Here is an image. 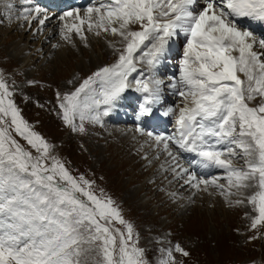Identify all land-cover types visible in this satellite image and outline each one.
Wrapping results in <instances>:
<instances>
[{
    "label": "snow or ice",
    "instance_id": "6c2138e0",
    "mask_svg": "<svg viewBox=\"0 0 264 264\" xmlns=\"http://www.w3.org/2000/svg\"><path fill=\"white\" fill-rule=\"evenodd\" d=\"M23 3L29 6L18 18L29 26L33 20L43 26L50 19L46 9L30 6L32 0ZM196 5L197 0H98L83 15L80 9L64 12L59 20L64 21L61 36L65 42H70L68 34L73 32L86 42V25L97 36L101 32L119 36L123 47L114 48L118 54L114 64L98 69L73 91L58 90L57 107L65 126L85 133L86 121L104 127L103 118L134 87L143 94L137 120L151 117L164 96V80L157 69L166 60L170 41L183 34L187 43L180 79L170 85L184 104L176 120L177 134L154 136L139 126L137 131L163 144L175 162L170 168L174 177L191 189L207 191L211 186L222 196L239 194L242 198L234 201L236 205L246 199L255 213L245 214L253 233L251 242L264 228V38L241 21L264 24V0H206L199 11L194 10ZM6 6L11 9L13 4ZM131 25H138L139 30ZM137 62L147 65L150 74L146 78L138 72ZM132 73L140 78L129 79ZM15 88V82L10 85L0 70V264H82L86 252L96 254L97 264H152L146 250L138 246L133 223L124 218L115 201L103 196V190L96 195L94 181L71 175L54 154V146L23 118L13 99ZM257 96L262 98L259 104L250 107L247 102ZM173 111L170 108L164 115ZM13 131L36 155L19 143ZM233 145L249 157L246 167H234L233 158L239 154ZM181 150L200 158L202 169H224L227 189L217 183L218 178L207 179L190 170L192 165L183 167ZM233 188L236 193L230 191ZM253 188L257 190L246 197L240 193ZM168 195L175 203L177 194ZM160 252L157 264H184L175 254L190 256L179 243Z\"/></svg>",
    "mask_w": 264,
    "mask_h": 264
},
{
    "label": "rangeland",
    "instance_id": "374dc122",
    "mask_svg": "<svg viewBox=\"0 0 264 264\" xmlns=\"http://www.w3.org/2000/svg\"><path fill=\"white\" fill-rule=\"evenodd\" d=\"M200 1L197 0V3ZM11 4H13L14 10H19L20 6L18 4L14 2H11ZM198 6L200 5L197 4L196 7ZM1 9L0 70H3L5 75L8 76L10 85H12L13 81L15 82L16 94L13 99L21 110V115L32 126L35 132L42 135L50 145L54 146V154L65 164L71 175L77 178L83 175L86 179L94 181L93 190L96 195H101V190H103V196L111 197L115 201V204L121 209L124 218L133 223L135 232L139 234L138 246L146 250V256L152 264H157L158 260L162 258L161 248H168L177 243L190 253V256L187 258L181 257L179 253L175 254L178 260H184V264H264V228H261L256 233L259 237L258 239L249 242V237L253 233L248 230L250 221L246 218L245 214L251 213L255 215V213L252 212V205L248 204L246 199L243 204H234L236 199L242 198L239 194L226 197L222 196L216 188H214L213 192H209L208 189L210 187H208L207 191L195 190L189 195L190 191H188V188L179 190L180 186H177L175 191H172V187L168 190L165 189L166 191H159L158 193H161V196L160 194L157 195L158 198L161 197L160 202L155 204L156 201L153 199L149 206L151 209H146V212L137 210L135 205L130 203L128 197L125 195V191H127L125 185L129 181L133 182L135 184L131 187V191H133L136 188L135 186L139 187L148 182L152 178L154 171V168L149 167L152 161L149 163L145 161L143 163L144 156L139 154V150H137L138 153H135L134 157L129 156L128 164H124L121 170H119V157H113L115 158L114 160L112 156L117 154L114 151L119 150V140H124L123 138L126 135L124 133L127 131H121L120 134L123 135H118L116 138H108V134L112 131V126H116V128L119 126V129L126 130L128 129V125L136 128L134 121H132V116L136 112L137 103L143 101V94L136 92L134 87L126 90L117 107L119 115L129 118V120L119 119L122 121L118 125H114L113 123L116 122L113 120L111 112L107 117L103 118L104 127L86 121L85 127L87 131L85 133H74L65 126L59 115L56 92L58 90L61 93L73 91L76 87H79L84 79H87L98 69L114 64L118 59V54L114 49H110L108 52L111 53L108 54L106 52L103 56V48L101 45L92 42L93 34L87 31V26L84 27L83 33L87 38V43L81 40L74 32L70 33V42H65L61 36L60 30L63 27H60V23L48 26L46 24L44 32L45 34H50L49 43L35 56L32 55V52H29L30 54L28 52L24 53L26 56H29L27 61L31 60L30 64L26 62L23 64L21 62L18 63L10 53L13 48L12 41L19 42V44L24 43V47H27L29 40L26 41V39H23V36L26 37L28 33L23 32V30L19 31L18 28L16 29L17 31L11 29V24L7 20L14 17L11 18L12 13L9 10H6L5 13L3 8ZM16 15H19V13H16ZM16 15L15 17H18ZM24 22L20 21L18 24L19 29H22ZM179 36L182 45H178L174 41L175 45L177 44L178 46L179 52L172 51L164 62L165 66H160L159 70H157L158 77L160 76L164 80V93H168L166 98H171V101L168 103L170 106L167 105V109H173V107L175 109L177 100H174V98L178 99L177 96L172 98L174 95L170 87L172 82L170 83V80L168 79L167 81V78H165L169 77L168 73L166 74L167 76L165 75V70L169 69L168 66L173 67V79L179 81L180 61L183 58V50L186 45V37L182 34ZM106 38H108V35ZM38 39L41 38L37 37L34 42L30 41L31 45L37 44ZM40 43L43 44L42 42ZM147 43L149 41H145V45ZM61 44L64 46L66 44L71 45L70 48L74 50L72 51V57H66V59L63 57L61 60L59 58L62 56L58 58L56 54L59 52V47L54 48L53 45L60 46ZM86 44L87 46H85ZM38 47L36 46V48ZM48 47H50L49 52L52 54L48 56L49 54L47 53L45 56L47 60H45L42 54ZM122 47L123 44L118 45L117 42H114V48ZM141 48L144 51L147 50H145L143 45ZM174 52L176 53L175 56L173 55ZM136 55L140 56L141 53L138 52ZM137 68L138 72L143 73L145 78L150 74L146 64L137 62ZM133 77L140 78L138 73H132L129 79ZM28 81H33L34 83L29 85ZM94 87L98 88L99 85H94ZM261 99V97L257 96L255 100L248 101L247 103L250 107H255ZM128 114L132 116H127ZM121 116L119 117L122 118ZM76 122L79 124L78 119ZM12 135L25 149L36 155L34 150L27 145L26 141L20 139L14 131ZM243 139L247 140L248 138L245 137ZM113 141L116 142L112 146H109ZM232 147L235 148V145ZM235 150L239 155L233 158L234 167H246L245 160L249 159V157H245L240 148H235ZM132 151H134L133 148ZM119 155L121 154L119 153ZM147 156L150 160H154L155 157L153 156L156 155L148 153ZM122 157L125 158L126 156ZM236 161L239 164H235ZM140 162L141 164H139ZM158 162L160 163L159 160ZM129 165L132 166L131 170L129 169L130 173L126 176H121L126 172ZM157 167L156 165L155 168ZM225 173L224 169L218 168L215 169V173L213 171L208 175H204V177L207 179H211L212 177L218 178L217 176L219 175L226 176ZM214 174L218 175L215 176ZM133 175H142L143 177L140 178L141 181L137 182L138 180L132 179ZM225 176L223 179L218 178L217 183H226L225 189H227ZM249 183H253V181H249ZM151 190L156 191V188L152 187ZM256 190L254 188L241 189L240 193H243V196L246 197ZM154 191L146 197L147 201L150 200ZM230 191L233 193L237 192L235 188ZM172 192L177 194L175 203L172 199L168 198V193ZM146 195L143 193V196ZM229 201L233 202V206H229ZM192 212L194 213L193 215L191 214ZM179 215H183L184 219L181 220ZM116 226L121 227L120 225ZM83 247L88 248L89 246L83 245ZM98 259L94 252H86L81 257L82 264H97Z\"/></svg>",
    "mask_w": 264,
    "mask_h": 264
},
{
    "label": "bare ground",
    "instance_id": "6f19581e",
    "mask_svg": "<svg viewBox=\"0 0 264 264\" xmlns=\"http://www.w3.org/2000/svg\"><path fill=\"white\" fill-rule=\"evenodd\" d=\"M97 1L98 0H93V5L92 6H95V4H97L96 3ZM11 2H14V3L18 4L20 6L19 7V10H14L13 7H12L11 8V11H10V9L7 8L6 5L8 3H11ZM205 3H206V0H201L200 2H198V5H202V6L201 7L200 6L195 7L194 8L195 11H199L205 5ZM37 5L40 6L41 8L46 9L49 12L50 19L47 20V21H45V24L43 26H40L37 23L36 20H33L31 22V26H29L28 22L25 21L24 22V25L22 26V29H19L18 24L20 23V21L23 22L24 20L23 19H19L18 17L20 16L21 10L24 7L29 6V5H25L23 3V0H13V1L0 0V10H2L1 8H3V10L5 11V13H6V10H9V12L12 13L11 14V18L14 17L13 19L7 20V21H9L8 23L11 24V29L17 31L16 29L18 28L19 31H22L23 30V32L28 33V35L26 37L23 36V39H26V41L29 40V43H28L27 47H24V45H25L24 43L19 44V42H16V41L13 42L12 41L13 48H12V50H11L10 53H11L13 59H15V61L18 62V63L21 62L23 64L24 62H26L27 64H30L31 63V60L27 61L29 59V56H26L24 53L25 52H28V53L29 52H32V55L35 56V55H37L39 53L40 50L42 51V49L44 47H46L47 43H49L48 40L50 39V34L49 33L45 34V32H44V27H45L46 24L48 26L50 24H54V23H57L58 24V23H60V25H61L60 27H63L64 21L59 20V16L62 15L66 11L75 10V9H73V7L70 4V0H32V5H30V6H37ZM16 13L17 14L19 13V15H16ZM83 13L84 12H81V15H83ZM15 15L18 16V17H15ZM3 17H5V16H3ZM69 22H71V21H69ZM241 23L244 26L249 27L252 31H254V33L258 37L264 38V24L251 22L249 20H242ZM130 27H132L134 30H139L138 25H131ZM91 33L93 34V41L92 42H94V44L101 45V47L103 48V50H104L103 56H104V54H106V52L108 54L111 53V52H108V51L110 49H114V42H117L118 45L119 44H123L121 42V38L119 36H112L110 33H104V32H101V34L99 36L95 35L94 31L91 32ZM68 35L70 36L71 34L69 33ZM107 35H108V38H106ZM37 37H39L41 39H38L37 40V44L31 45V42L30 41H33L34 42L37 39ZM91 38H92V36H91ZM185 40H186L185 41V44H186L187 38H185ZM174 41L178 45H182L180 36H178L177 38H173L170 41V43H169V51H168V54H167L166 59L168 58L169 54L172 53V51H176V53L179 52L178 46H177V44L175 45V42ZM40 42H42L43 44H41ZM111 42H113V44H111ZM86 43H87V39H86ZM83 44H84V42H83ZM147 44H149V43H147ZM36 46H39V47L36 48ZM70 46L71 45H68V44H66L65 46L61 44L59 46V50H58L59 52H57L56 55L58 56V58L60 56H62L61 58H59L60 60L63 59V57H64V59H66V57H69V58L72 57V55H73L72 54V51H74V50H73V48H70ZM50 47H48V48L45 49L44 53L42 54L43 55L42 56L43 58L46 56L47 53L49 54L48 56H50V54H52L51 52H49L50 51L49 50ZM185 47H186V45H185ZM183 52H184V50H183ZM176 53L174 52L173 55L175 56ZM181 55H182V53H181ZM46 58L47 57H45V60H47ZM163 65L165 66V63H163L161 66H163ZM168 67H169V69L168 70H165V75L168 73L169 77H165V78H167V81L169 79L170 80L169 81L170 83L171 82L172 83L173 82H176V80L173 79L174 78L173 77V67H170V66H168ZM157 70H159V68ZM237 74L240 77V79L246 81V78L244 77V75L242 73H237ZM180 75H181V73H180ZM177 77H179V76H177ZM159 78H160V76H159ZM161 79H163V78H161ZM167 94L168 93H166V92L164 93L163 101L158 106V108L154 112V114L151 117L141 118L140 121L137 120L138 106L143 101L137 103V105H136L137 106L136 112L133 114V116L131 115L132 118H133L132 121H134L136 128H134L133 126L130 127L128 125V129L129 130L128 129L126 130V129H122V128L119 129V126L117 128H116V126H112L111 127L112 131L108 134V138H116L118 135L119 136H122L123 135V134H120L121 131H123V130L124 131H127L126 133H124V134H126L124 136V138H123L124 140L123 141H120L119 140V150L114 151L117 154L115 156H112V159H114V160H115V158L119 157V170H121V167L124 164L125 165L128 164L129 159H130L129 156H131V157L133 156L134 157V154L135 153H138L137 150H139V154H141V155L144 156L143 163L145 161L146 162L148 161V163L151 162V161L152 162L155 161L154 163L151 162L149 164L150 165L149 167H151L152 169L154 168V171H153L152 178H150V180L148 182L144 183V185L139 186V187L135 186L136 188L133 191H131V187H133L135 185V184H133V182L129 181L125 185V187L127 189V191H125L126 192L125 195L128 197V200L130 201V203H132L133 205H135V207H136L137 210H141V211L143 210L145 212H146V209H148V210L151 209L149 206L152 203L153 199L156 201L155 204H157L158 202H160V200H161V197H160L161 196V193H158L159 191H161V192H162V190L166 191V190H168L171 187H172V191H175V189H176L177 186H180L179 190H183L185 188H188L189 189L188 191H190L189 192V195L193 191H195V189H191L188 185H185L183 183V180L176 179L174 177V174L170 170V168H171V166L175 162L171 161V158L168 157L167 153L163 150V144L162 143L161 144H157V142L155 141V139L153 137H150L149 138L148 135L142 134L141 132L137 131V127L139 126V127H141L144 130L145 133L146 132H151V133H153L154 136L159 135L161 137H168V136L177 134L178 125L176 124V120L179 118V110H180V108L184 106V104H183V98L180 97V96H178V95H175L174 94L172 98H174V96H177L178 97V99H175L174 98V100H177L176 105H175V109L173 107L174 112L173 113H169L168 115H164V113L168 111V109H167L168 102L166 101ZM139 96H141V95L139 94ZM169 99L171 100L170 97H169ZM118 106H119V104L117 105V107ZM117 107L112 112L113 120L116 122V123H113L114 125H118L119 122H121L123 119H125V121H127V119L129 120V118H126L123 115L122 116L119 115V109H117ZM119 116H121L122 118H120ZM127 116H130V114H128ZM119 119H122V120L120 121ZM117 139H119V138H117ZM139 141H141V142L139 143ZM114 142H116V141H113L109 146H112ZM135 146H137V147H135ZM121 147H123V148H121ZM125 148H126V150H124ZM132 148L134 149V151H132ZM173 148H174V146H173ZM119 153L122 156H126V157L124 158L121 155L118 156ZM148 153H152V155L155 154L156 156H153V157H155V159L153 158L154 160H152V159L150 160L149 157L147 156ZM113 157H115V158H113ZM112 159H111V161H112ZM158 160L160 161V163L158 162ZM238 161H240V160H238ZM238 161H236L237 163L235 162V164H239ZM179 163L183 167H188L189 165H192V168L190 170H194L198 174L203 175V176L204 175H208L209 173H212L213 171L215 173V169H218V167H215V166H211V167L202 169L200 167V158H198L194 153L184 152L182 150L179 151ZM139 164H141V162ZM156 165L158 166L157 168H155ZM131 168H132V166L129 165L128 166V169L126 170V172L123 173L121 176L128 175V173H130L129 172V169L131 170ZM146 172H148V170H146ZM218 174H214V175L217 176ZM224 176L223 175H219L217 177L220 178V179L221 178L223 179ZM142 177H143L142 175H137V176L136 175H133L132 176V179L133 180H138L137 182H139V181H141L140 178H142ZM220 184H223L225 186L226 183L220 182ZM152 187H155L156 188V191L151 190ZM201 187H203V186H201ZM209 187L210 188L208 189V191L209 192H213L214 191V187H211V186H209ZM147 190H148V192H147ZM153 191H154V194L152 195V197L150 198V200L147 201L146 200V197L150 193H152ZM177 192H178V190H177ZM143 193H145L147 195L146 196H143ZM157 194L158 195L160 194V196H159L160 198H158V195ZM191 214L193 215L194 213L192 212ZM184 215H186V214H184ZM179 217H180L181 220L184 219L183 218V215H179Z\"/></svg>",
    "mask_w": 264,
    "mask_h": 264
}]
</instances>
